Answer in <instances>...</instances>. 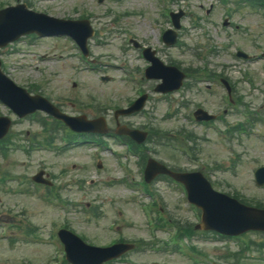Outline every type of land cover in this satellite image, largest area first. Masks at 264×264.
Returning a JSON list of instances; mask_svg holds the SVG:
<instances>
[{
    "label": "rangeland",
    "instance_id": "obj_1",
    "mask_svg": "<svg viewBox=\"0 0 264 264\" xmlns=\"http://www.w3.org/2000/svg\"><path fill=\"white\" fill-rule=\"evenodd\" d=\"M32 1V8L38 11H44L51 15H55L58 17H70L73 15V8L76 4H78L81 8L87 9V11H99L101 12L103 6L105 5L104 0L101 2L104 4H97L94 0H28ZM191 8L196 12L201 19H208L212 13L218 19L220 16V6L216 4L215 8L212 7L211 0H190ZM16 2H25V0H0V4L4 3L5 5H12ZM150 2V1H149ZM142 5H146L143 7ZM150 6L146 0H122L120 5L118 4V8L121 10H134L136 15L134 17H130L128 25L133 27L137 35L136 38L147 45H153L154 47H160L161 43L156 39L155 32L150 29L148 21L151 19L147 13V6ZM258 5L264 11V4L258 0ZM154 8H156L154 6ZM209 8V9H208ZM239 11V10H238ZM251 15V17H250ZM248 18V20H247ZM129 19V18H128ZM234 20L243 24L246 28V31L251 33V35H246L243 39L245 43H241L243 45V49L251 54H259L262 50L258 48V46L262 45L264 47V20L254 14H251L247 9L241 8L237 14L234 15ZM154 32V33H151ZM106 34V33H105ZM184 35V40H187L185 30L182 31ZM218 34V36L216 35ZM241 36H244L241 35ZM108 39H114V33L110 32L107 35ZM208 38L209 41L213 44L217 43L218 55L209 57V64L205 62L197 63L192 58V49L194 44H191V51L188 49L181 50L180 48L166 50L161 49L159 58L162 59L166 64L169 62V58L178 59L186 68L189 64L195 63L198 66H208L209 69L214 70L216 73H222L225 70V66L229 65L230 70L225 72L230 78L235 79L239 77L238 69L234 67V58L232 55V47L226 45L224 40V31H222L218 25L211 27L209 25L208 29ZM202 41H205V38H201ZM119 40H122L121 34ZM261 46V47H262ZM13 47L18 49H23V53H27V55L18 54L17 52H12L11 54H4L1 50L2 60L5 61V67L8 75L19 85L24 87L28 86L30 83H36L40 85L39 91H45V94L48 93L55 99L59 100V95L63 94L64 96L73 97V96H82L83 100L85 99V95L92 94L95 95L98 100L104 106H114L120 105L124 106L126 102L133 97L132 90H129V86L122 84L117 78H115L112 82L107 84H101L97 81L96 75H84L80 74L78 71H74L69 69V65L67 62L56 63L53 60H46L49 56H54L58 52H65L64 49L60 50L57 46L55 40L51 39H40L35 41H26L24 43L15 44ZM97 52H101L103 56L98 57V60H115L119 56V53L115 50H111L110 48L104 47L103 49H97L94 51V54ZM22 55V56H21ZM39 55V58H38ZM43 56V57H40ZM243 66V64H240ZM252 75L255 79V82L259 84V88H264V60L258 59L257 63H249L248 66ZM78 76V77H75ZM88 76H90L93 81L92 86L85 84L84 81L88 80ZM77 78V79H76ZM76 79L77 84L74 88L71 86V80ZM205 86L197 85L196 87L182 91L185 98L189 100L190 104L187 108H185V112H189L192 107L194 108L198 103L202 104L207 108L212 107V111L215 113H220L222 110L223 104L220 102L219 96L221 94V89L214 87L213 90L207 92L204 90ZM213 95H209V94ZM238 94H244V100H252V97H249L247 94V88L245 84L238 83L237 89L234 92V96L236 97ZM255 106L260 109L261 116L264 117V104H260L261 96L259 90L255 91ZM181 97V96H180ZM179 97V98H180ZM259 103V106H258ZM167 105L166 101L155 102L153 97L150 100L147 110L150 112L154 123V129L157 130L158 126H166L171 127L173 123L171 121H160L157 119H162L161 115ZM70 109L69 107H67ZM0 114H5L10 118L9 111L3 105H0ZM228 120L235 119L233 114H229L226 117ZM154 120H156L154 122ZM127 121V120H125ZM133 125L143 124L145 121L141 115L134 116L130 119ZM110 124L114 126V122L110 119ZM35 126L32 124L31 119H25L22 122H17L13 126L12 132L15 133L16 137L21 139L22 135L29 130L34 129ZM178 126L177 124L175 125ZM186 126L189 129H193L196 131L201 130V133L207 139L209 136V131L205 128H201L200 126L195 125L192 122L186 121ZM257 128L263 130L264 126L260 121V124L257 125ZM14 140L18 141V139L14 138ZM150 145H154V156L157 158H161L169 165L172 166H187L191 167L188 164V161L182 158L177 153H174L172 150H169L162 146L158 145L156 141V137L153 136ZM149 142V143H150ZM111 147L114 146L117 150H120V145L111 141ZM148 143V144H149ZM243 145L240 146V152L242 153L241 163L239 162V170L237 173L230 174L235 181H231L236 189H239L243 192L248 198H259L264 199V187L256 189L252 183H250V168L252 173L256 169L254 165H264V139H253L247 138L244 139ZM214 145L213 148L218 147V150L222 152L221 159H215V162L223 161L227 162L226 157V145L222 142L215 140L213 137L206 141H198L199 148V156L201 159L209 162H214L211 152V145ZM218 144V145H216ZM80 155L77 154V151L70 152L68 154H48V153H35L32 156L25 157L20 155L18 151L9 152L6 157L0 155V170L1 172H12V170L16 173H24L28 174L36 170L38 165H44L49 169H52L56 173L59 174L61 179H71L75 177L81 176L85 180L89 181V178H94L96 180L95 186L91 189H86V197L88 200L93 201L95 204L102 205L104 208V215L99 218H93L89 216V214L79 215L78 213L63 215L58 209H51L47 206H43L38 201H35L33 197H31V201L27 202L23 200L25 197H15L14 199L11 196H4L2 192L0 193V210L2 208H9L8 218L13 222H22L23 220H27L30 223V226L34 229V231L40 235H45L53 224L60 225L63 223L64 219H67L71 222V224H75L74 228L78 229L79 232L86 234L92 241L96 243L105 244L110 241L111 238H114L118 233L122 234L125 238L128 239H143L147 241L148 245L144 247H139L135 252L130 253L128 258H130L134 263H141L151 260H168L174 262L176 264H194L188 258L184 257L180 253H173L170 251H157L153 250V247L149 245L152 243L153 239L150 236L147 227L145 226L144 218L142 216L141 211H138L136 206L133 205L129 200L119 185H114L112 188H108L103 185L102 181L105 182L106 178L113 179L120 175L118 165L116 161L110 156L109 153L102 154L100 156V160L102 164H104L103 170L101 171V175L95 174L91 167V161L89 159V151L88 150H78ZM108 154V155H107ZM82 158V160H81ZM225 158V159H223ZM78 159L80 163L85 164L86 166L82 169H77L70 174H62L61 170L66 165L69 167V163L77 162ZM210 159V161H209ZM223 159V160H222ZM26 160H30L32 165L27 167L24 165ZM252 166V167H251ZM72 169H75L71 166ZM12 172V173H14ZM239 176H242L240 179ZM247 178L249 181L246 182ZM102 180V181H101ZM101 181V183H100ZM102 185V186H101ZM156 189L161 191L163 189L164 198L162 199L165 213L168 219L172 221H178L181 226L191 224L194 222V216H191L190 212L185 208L184 204H182L179 200L178 195L176 193H172V191L168 188L165 182H160L159 184L154 185ZM89 187V186H88ZM216 187L218 189H224L229 191V186L221 184V182L216 183ZM115 191V195L113 194ZM62 194L69 198L76 197L75 190H61ZM78 194V192L76 193ZM79 196V198H81ZM27 209L26 216H22L23 210ZM122 209L123 214L120 216L121 224L120 229L117 232H111L108 229V224L113 222L115 219H118L119 216L113 215V209ZM20 210V216H15L16 211ZM115 210V213H116ZM108 211V212H107ZM107 212V215H106ZM107 227V228H106ZM52 241H55V234L50 233L49 235ZM260 237H263L260 233L251 232L249 234V238L253 241L259 240ZM87 238L88 241L91 240ZM194 244L203 250L205 253L209 254L212 257L217 258L216 260L222 264H246L247 259H256V254L247 255L246 251H241L245 257L241 259V263H237L235 255L232 253H236L235 251L240 250V244L234 243L231 241L230 243H223L221 239H217L212 235L205 234H196L193 238ZM155 244V243H152ZM223 244V245H220ZM6 241H0V264H7L8 260L14 259L15 264H22L23 261H28L31 264H57L54 260V250L49 245L44 244H28V243H14L13 246H9ZM258 250L255 245H253V251ZM251 253V252H250Z\"/></svg>",
    "mask_w": 264,
    "mask_h": 264
},
{
    "label": "water",
    "instance_id": "obj_2",
    "mask_svg": "<svg viewBox=\"0 0 264 264\" xmlns=\"http://www.w3.org/2000/svg\"><path fill=\"white\" fill-rule=\"evenodd\" d=\"M5 24V21L0 22V28Z\"/></svg>",
    "mask_w": 264,
    "mask_h": 264
}]
</instances>
